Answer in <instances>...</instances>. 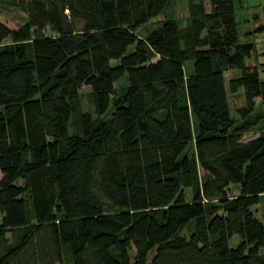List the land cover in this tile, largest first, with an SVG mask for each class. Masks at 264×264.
<instances>
[{
	"label": "trees",
	"instance_id": "obj_1",
	"mask_svg": "<svg viewBox=\"0 0 264 264\" xmlns=\"http://www.w3.org/2000/svg\"><path fill=\"white\" fill-rule=\"evenodd\" d=\"M166 2L0 0V46L12 39L0 48V264H65L67 255L128 264L131 250L133 264H264V223L252 212L264 194V136L242 141L264 104L254 45L238 41L232 0H209L206 29L168 21L139 39ZM10 9L27 22L9 28ZM236 69L248 98L239 125L223 76ZM124 75L125 94L107 113ZM83 85L97 117L79 115L68 138Z\"/></svg>",
	"mask_w": 264,
	"mask_h": 264
},
{
	"label": "rangeland",
	"instance_id": "obj_2",
	"mask_svg": "<svg viewBox=\"0 0 264 264\" xmlns=\"http://www.w3.org/2000/svg\"><path fill=\"white\" fill-rule=\"evenodd\" d=\"M233 10L235 20L237 22V36L239 43H251L255 48V56L251 62V67H255L258 77L261 81H264V0H232ZM259 16V18H258ZM214 16L211 14V6L209 0H167L164 7L159 11V13L150 19L146 24L140 26L136 35L139 39H144L153 30H156L163 26L164 23L171 21L179 29H185L194 25L199 27L203 25L206 29L214 23ZM1 20L11 29H17L21 25L27 22V16L18 10H6L3 12ZM259 26H258V25ZM43 34L45 36H54V33L47 27ZM12 39H6L3 45L11 44ZM27 56L30 60L33 59V51L31 48V41L24 42ZM116 64V62H112ZM184 70V84L186 85L191 75L193 74V62L187 61L183 64ZM241 75L239 70H230L224 72V82L227 90L228 98V109L230 113L231 120L235 125H239L243 122L240 111L247 107V93L243 87L238 86L237 79ZM126 90V75H124L119 81L115 83V93L113 99L109 105L108 111L112 112L114 103L123 98ZM78 99V109L71 116L69 121L67 137L70 138L73 134L78 132L79 115L85 114L92 118H96L95 104L93 97L91 95L90 87L83 85L77 91ZM6 110L0 109V113L5 114ZM247 120L254 123V129L246 133L242 141L248 142L261 135L264 136V104L258 103L254 110L249 114ZM195 131V130H194ZM195 134V132H194ZM66 145V139L61 140V146ZM194 153L193 143L186 149L183 156L191 157ZM201 176V172L199 173ZM26 175L22 173L21 177L18 179L17 183L22 184ZM1 179V173H0ZM238 194L237 187H231L229 191V196L232 198ZM184 195L187 201H191L192 190L185 189ZM252 212L255 217L264 223V194L260 198V203L252 208ZM218 213L220 211L218 210ZM210 216L204 215L202 218L193 221L186 227L182 228L178 236L179 237H189L192 231L200 226L205 225ZM239 242L237 237H233L230 245L232 247L236 246ZM264 255V250L261 251ZM134 252L131 250L129 252L128 264H133ZM152 257V256H151ZM65 264H72V258L67 255L64 259Z\"/></svg>",
	"mask_w": 264,
	"mask_h": 264
}]
</instances>
